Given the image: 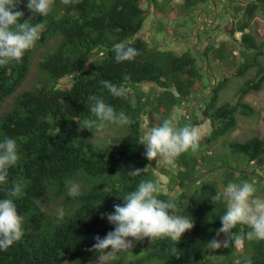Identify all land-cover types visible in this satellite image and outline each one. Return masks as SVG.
<instances>
[{"label":"trees","instance_id":"1","mask_svg":"<svg viewBox=\"0 0 264 264\" xmlns=\"http://www.w3.org/2000/svg\"><path fill=\"white\" fill-rule=\"evenodd\" d=\"M143 1L156 7L159 0H79L68 5L55 0L45 17L29 11L27 0L19 5L24 12L23 19L42 22L43 28L40 39L19 63L0 67V142L5 137L16 139L20 156L9 169L7 184L0 185V199L6 198L7 190L14 183H20L22 194L15 203L24 217L25 231L20 241L6 251L0 250V264H65L67 261L92 264L103 252L92 250L96 243L94 237L104 238L115 227L106 216L101 217L113 212L114 205H122L123 195L135 190L140 181L155 180L143 168L146 164L144 145L139 144V137L144 135L141 115L147 112L150 102L139 97L138 105H134L127 90L125 97H114L100 81L108 80L123 88L131 83L156 82L163 91L151 110L170 112L173 106L201 93L197 92L200 67L188 52L160 49L141 35L148 14ZM171 1L163 0L162 4ZM208 1L184 0V6L193 9ZM236 2L232 33L241 32L237 40L241 42L240 54L248 57L256 51L252 60L248 59L242 69H237L238 74H243L252 64L258 65L259 70L255 77L244 82L235 101L217 106L215 92L206 104L203 112L212 120L213 131L207 143L201 144L205 152L201 157L197 151L176 157L177 164L183 167L178 175L185 185L194 179L198 164H207L214 158L207 153L212 141L236 127V113L247 116L254 113L253 106L244 102L243 97L260 91L264 84V65L258 61L262 50H256L260 46L257 37L247 31L256 12L264 8V0L251 1L242 16L243 4ZM51 42L53 45L39 63L46 75L40 79V85L18 92L10 108L3 111L5 103L27 79L34 53L49 47ZM117 45L131 46L140 54L118 63L115 60ZM218 54L222 56V52ZM94 56L98 62L90 63ZM68 75L72 76L71 86L60 88V80ZM226 81H221L215 89L223 87ZM90 96L103 98L118 112L123 111L130 117L131 122L127 124L130 138H115L114 141L120 143L118 148L96 146L91 140L95 130L93 133L88 129L80 130L82 121L91 117ZM201 101L202 104L206 99ZM230 147L263 166L264 138L255 136L242 142L234 141ZM125 165H131L132 170H144L138 177H129L123 169ZM69 180L82 181L79 196H69L66 186ZM229 180L227 177L226 182ZM194 185L188 194L195 206L192 237L184 233L179 242L170 238L149 239L145 252L135 261L127 260V253L120 251L101 264L156 261L157 264H244L246 258H251L252 264H264V240H245L241 250L227 234L218 233L226 204L216 203L219 191L216 184H203L196 192ZM188 195L183 191L182 199ZM159 198L168 199L169 195L161 193ZM60 208L64 210L62 218L58 214ZM249 230V226L238 224L231 232L243 234ZM214 238L221 242L227 240L229 246L209 249L208 242ZM104 252L112 254L110 250Z\"/></svg>","mask_w":264,"mask_h":264},{"label":"clouds","instance_id":"2","mask_svg":"<svg viewBox=\"0 0 264 264\" xmlns=\"http://www.w3.org/2000/svg\"><path fill=\"white\" fill-rule=\"evenodd\" d=\"M22 2L23 0H0V67L8 66L13 62L19 63L22 60L25 52L34 47L35 43L40 39L43 23H32L33 18L23 19L24 12L19 9V5ZM78 2L79 0H62V3L65 5ZM220 2H222V5H220L222 23H218V25H216L218 19L220 18L218 12L219 7L216 3V0H209L208 2L202 3L207 4L208 8L211 5L214 6L215 12H212V16H215L214 19L213 17L208 16L206 10H202L198 7L201 4H199L197 7H194L196 8L194 17L199 12V10H202L199 18H201V15L204 13L207 15V19H210V23L213 27H215V29L211 30L213 31L212 34L215 35L216 32L225 31L231 36L230 41L234 42V35L236 34L232 33V30L234 29V0L233 2H230L232 3L230 8L232 7L233 9H229L228 0H220ZM54 3L55 0H27L26 7L34 15L38 14L41 17H45L52 10ZM143 3H146V1H143ZM224 3L227 5L224 6ZM179 6L182 8L185 7L184 0ZM156 7L158 8V11L162 13V15L165 14L163 9L158 6ZM189 9L191 11L193 10L191 8ZM227 10L233 11V15H230L233 22V26L230 30L223 29L227 25L228 21V18L225 15H228ZM180 14L185 17V21L177 18L176 21L170 23L174 28H179L180 26L186 27L185 23L188 20L190 14L189 12H186L185 9L184 12H181ZM148 15L149 11L147 18ZM156 22L159 23L161 28L166 29L164 24H160L161 21L156 20ZM212 26L209 24V27ZM247 31L249 30L247 29ZM206 33H208V30H206L205 34ZM173 35L176 34L173 33ZM187 36L189 37V43H191V46L190 49L184 51H182L183 47L179 46V43L176 45L177 47L175 46L176 48H173L170 43L167 45H160L162 39H158L156 42H154V37H152V40L145 38L149 43L156 45L160 49L173 50L178 53L188 52L194 56V54L191 52L193 50V52H196L197 55L203 59L202 63H200L198 62L197 57L194 56L196 58L197 64L200 67V78L197 81V92L201 93L194 95L190 100L182 104L173 106L170 112L162 109L159 112H152L151 110V107H153L156 102V97L163 91V88L160 87L156 82L144 81L131 83L123 88L113 84L108 80L100 81L101 85L114 97H125L127 90L132 97V102L134 105H138L139 97H141L142 101L147 100L150 102L149 106L147 107V112H144L141 115L142 132L144 135L139 137V144L144 145V149H142V151L145 155L144 157L146 158V164L143 166V168L145 171L150 172L152 178L155 180L145 179L140 181L135 190L123 195L122 205H114L113 212L106 213L101 217L105 218L106 216L109 223L113 224L115 227L114 230L109 231L104 238H101L98 235L94 237L96 243L93 245L92 250H110L112 253L128 251L133 248L134 240H143L141 245L144 246L142 251L144 250L145 252V247L149 244V239L152 241L160 238H170L172 241L179 242L184 233L186 236L189 234L188 237H192L191 233L195 226V222L192 220V213L195 211V206L194 202L190 201L188 194L189 191H191V186L194 183H197L194 185V192L199 191L201 186L207 183H215L219 188V191H217L215 196V201L217 204L225 203L226 212L224 215L220 216L222 227L218 230V233L227 234L230 239L234 241V246L236 247L242 246L245 240H264V199L254 198V194H256V192L264 194V191H257L255 185L248 181L242 182L240 184L234 183V178L229 168L219 165H213L211 166L213 168H207L208 163L200 165L198 164L197 173L195 174L194 179L187 181L186 185L182 184V179L178 175L179 171L183 169V167L177 164L176 157L188 151L193 153L197 151L196 154H198V157H201V154L205 152V150L202 149L204 147L201 144L207 143L213 131L212 120L206 117L204 112L201 115L202 117H199L197 114L198 109L204 106V111L206 104L211 100L215 92H217L218 95L216 101L217 106H220L226 102H232L231 100L219 102L220 93L226 86L229 78L224 76L221 81L227 79L226 83L223 85V87H220L218 90H216L215 88L219 83L218 79H212L208 84L205 81L203 73L205 66L207 69L210 68L209 58H214L218 61H221L228 57L230 53H232V56H234V49L231 48L232 44L234 43L227 40H220L217 42L214 41L212 39L213 37L211 36H206L203 39H199L201 35L197 37L195 33H189ZM180 37L182 38V35ZM172 38H175L176 41H178L176 37ZM191 39H193V41H191ZM204 41H206V43H204ZM207 49L208 53L206 52ZM36 52L34 53L33 58ZM220 52H222L221 57L219 56L220 54H218ZM115 53V60L118 63L132 60L140 54L137 49L126 45H117L115 47ZM44 54L41 55L40 60L37 62L38 70L42 73L40 79L46 76L39 67V63ZM33 58L29 75L34 65ZM94 59H97L98 62L97 56H94V58L89 62H95ZM68 76L71 77V86L72 76ZM26 80L22 83V85L26 82ZM61 80L59 83L60 88H62ZM22 85L19 86L17 92L11 96L9 100L11 98L14 100L15 95L18 92L23 89H27L22 88ZM131 85H138L139 88L131 87ZM144 86H149L150 88L154 89L155 93L151 94L149 92H145L143 89ZM131 90L135 91L134 96ZM207 97H209V99H206V101L201 104V99ZM89 99L93 102L89 111L91 113V117L94 118L90 117L84 119L82 121V128L80 127V130L88 129L92 133L93 130H95L94 133H102L108 124L123 126L131 122L130 117L126 115L125 112H118L114 106L106 103L103 98L90 96ZM8 101L5 103L3 111H7L12 105L11 102V105L7 106ZM145 117L150 119V122L156 121L153 123V125H151L152 127L148 129L147 133L146 130H144L145 127L143 125ZM205 121L211 122V129L208 134L206 133L201 136L197 126L203 124ZM115 138L125 139V137L115 136L109 145H97L93 141L92 142L99 147L118 148L120 143L115 142ZM202 139H206V141H202ZM219 139L213 140L210 144V150L207 153L212 157H214V154L211 151V147ZM200 147L201 150H198ZM18 149L19 145L17 140L14 138L5 137L3 141L0 142V185L7 184L9 169L20 159ZM250 162L255 161L252 160ZM123 169H126L128 172L127 176L133 178L138 177L144 170L139 168L132 170L131 165H125ZM215 169L226 170L227 173H223L221 177H209V180H207L205 178L206 175ZM164 172H167L170 176L164 175ZM245 174L250 173L246 172ZM227 177L230 179L228 182H226ZM173 178H175V180ZM81 185L82 181H67L66 186L68 188L69 196H79V186ZM184 186L186 188L185 191ZM175 191H178L177 196L174 195ZM183 191L188 195L186 199H182ZM161 193H167L169 198L160 199L159 197ZM21 194L22 187L20 183L17 182L14 183L11 189L7 190L6 198L0 199V250L6 251L15 242L20 241L25 234L23 227L24 217L19 214L17 204L15 203V200L19 198ZM258 195L262 196L260 194ZM41 210L43 211L44 209L42 208ZM58 214L62 218L64 215V210L62 208L58 209ZM238 224L247 225L249 226L250 230L243 234L232 233L231 230L236 228ZM228 246L229 244L227 240L221 242L214 238L208 242L209 249L213 250H218L221 247ZM173 251H175V249H173ZM142 253L143 252L140 254ZM144 264H148V262H145ZM244 264H252L251 258H246Z\"/></svg>","mask_w":264,"mask_h":264},{"label":"rangeland","instance_id":"3","mask_svg":"<svg viewBox=\"0 0 264 264\" xmlns=\"http://www.w3.org/2000/svg\"><path fill=\"white\" fill-rule=\"evenodd\" d=\"M234 1L235 2L238 1L239 3L243 4L244 9L242 13H240V15L242 16L244 14L246 6L250 4L251 1L253 0H234ZM182 2L183 0H173L171 3L162 4V0H159L158 7L162 8L165 11V14L163 15L160 11H158V8L155 7L154 5L148 6L147 3H143L144 8L148 7L147 9L149 11V15L145 23L144 29L141 31V35L148 40H152V37H154L155 39L154 42H156L158 39L159 40L162 39L160 45H167L168 43H170V45L173 46V48H176L177 47L176 45H178L179 43L180 44L179 46L183 47L182 51L190 49L191 43H189V37L187 36L189 35V33L191 34L195 33L197 37L201 35L199 39L200 38L203 39L206 36H211L213 37L212 39L217 42L220 40H227L229 42H232L230 41L231 36L225 31H223L224 33L216 32L215 35L212 34L213 31L211 30L215 29V27L212 26V24L210 23L211 22L210 19L209 20L207 19V15L205 13L201 15V18H199V15L200 13H202V10H206L208 16L213 17L214 19L215 16H212V12L213 11L215 12L214 6L211 5L208 8L207 4L199 5L198 7L201 8L202 10H199V12L194 17V12L196 11V8H193L192 11L186 6L182 8L181 6H179L182 4ZM230 2H233V0H228V7L229 9H233L232 7L230 8V6L232 5V3ZM216 3L218 4L219 7L218 12L220 16L216 24L218 25V23H222L221 21L222 13L220 10V5H222V2H220V0H216ZM225 5L227 4L224 3V6ZM184 9L186 12H189L190 14L188 20L185 23L186 27L180 26L179 28H174L173 26H171L170 23L176 21L177 18L185 21V17L180 14L181 12H184ZM227 11H228L227 12L228 15L227 14L225 15L228 18V21H227V25L223 29L230 30L233 26V22L231 20L230 15H233V11L231 10H227ZM156 20L161 21L162 23L160 22V24H164L166 26V29H161V26L159 25L158 22H156ZM208 23L213 28L209 27ZM234 25H235V20H234ZM206 30H208V33L205 34ZM248 30L251 31L257 37L258 44L260 46L256 50L259 49L262 50V53L258 56V61L262 65H264V8H261L256 12L255 16L251 20V27H249ZM173 33L176 35H173ZM181 35L182 38L180 37ZM240 36H241L240 32H236V34L234 35V42H232L234 44H232L231 46V48L234 49V56H232V53H230L228 57H226L224 60L221 61H218L214 58H209L210 68L207 69V67L205 66L203 75L205 77V81L208 84L212 79L213 80L218 79L219 82L218 84H220L221 79L224 76H227L229 78L226 86L220 93L219 102H225L229 100L235 101L237 99V92L244 85V82L249 78L255 77L259 70L258 65L252 64V66L244 70L245 72L243 74H238L237 69L238 68L242 69L245 61H247L248 59L252 60L256 53V51H254L251 55H248V57H242V55L240 54L241 42H237V40L238 41L240 40ZM172 37H176L178 41H176V39ZM191 41H193V39H191ZM204 43H206V41H204ZM51 45H53V42L49 44V47L41 48L36 52L33 58L34 65L32 71L26 82L22 85V88H31L33 86L40 84L39 79L42 76V73L38 70L37 62L40 60L41 55L44 54L48 49H50ZM191 52L194 54V56L197 57L198 62L202 63L203 59L199 55H197L196 52H193V50ZM94 60L95 62H97V59ZM70 82H71L70 76L63 78L61 80V87L62 88L69 87ZM131 87L139 88L138 85H131ZM143 89L145 90V92H149L151 94L155 93L154 89L150 88L149 86H144ZM131 92L134 96L135 91L131 90ZM204 99H209V97L202 98L201 100ZM12 100L13 98H11L8 101L7 106L11 105ZM243 101L253 106V108L255 109L254 113L249 116L243 115L241 113H236V119H237L236 127L227 134H225L224 136H222L211 147V151L214 154V158L210 160V162L207 164V168L213 165L215 166L219 165L229 168L234 178V183L240 184L242 182L248 181L255 185L257 191H264L263 183L260 182L261 180L257 177L258 174L254 173V171H257L264 176V167H262L259 164H256L255 162H250L249 157L247 155L237 153L230 148L231 141L242 142L254 136H259L264 138V84L260 91H253L250 94L245 95L243 97ZM203 107L204 106H202V108H199L197 111L199 117H202L201 115L203 113ZM143 122H144L143 125L145 127L144 130H146L147 133L148 129L151 128L152 127L151 125H153V123H155L156 121L150 122V119L145 117V121ZM197 128L199 129L201 136H203L206 133L208 134L211 129V122L205 121L203 124L197 126ZM115 136L129 138L130 131L128 129V125L117 126L114 124H108L106 129L102 133H96V132L94 133L92 137V141L97 145H109L111 143V140ZM198 150H201V147ZM246 172L248 173L251 172L252 175L244 174ZM223 173L225 174L227 173V171L222 169H215L214 171L208 173L205 178L209 180V177H213V176L221 177ZM164 175L170 176L168 175L167 172H164ZM245 175H247L248 177H246ZM173 179L175 180V178ZM185 190L186 188L184 186V191ZM177 194L178 191H175L174 195L177 196ZM254 198L264 199L262 196H259L257 192L256 194H254ZM142 243L143 240L133 241V245H134L133 248L131 250L125 251L127 253L126 255L127 260L135 261V259L137 258V256L140 255L141 252L144 253V250L142 251V249L144 248V246L141 245ZM238 249L242 250L243 244L242 246H239ZM113 254L115 255V253L110 254L108 252L103 251L99 255L98 259L94 260L92 264H101L105 260H108ZM157 263L159 262L156 261L155 263H148V264H157ZM66 264H71V263L67 262Z\"/></svg>","mask_w":264,"mask_h":264},{"label":"flooded vegetation","instance_id":"4","mask_svg":"<svg viewBox=\"0 0 264 264\" xmlns=\"http://www.w3.org/2000/svg\"><path fill=\"white\" fill-rule=\"evenodd\" d=\"M202 141H206V139H205V140L202 139ZM263 167H264V164H263ZM249 173H250V175H252L251 172H249ZM254 173H255V174H258L257 177L261 180L262 183H264V176H263L261 173L257 172V171H254ZM253 175H254V174H253Z\"/></svg>","mask_w":264,"mask_h":264},{"label":"water","instance_id":"5","mask_svg":"<svg viewBox=\"0 0 264 264\" xmlns=\"http://www.w3.org/2000/svg\"><path fill=\"white\" fill-rule=\"evenodd\" d=\"M207 66H208V61H207Z\"/></svg>","mask_w":264,"mask_h":264}]
</instances>
